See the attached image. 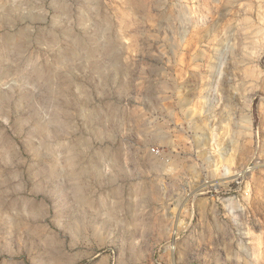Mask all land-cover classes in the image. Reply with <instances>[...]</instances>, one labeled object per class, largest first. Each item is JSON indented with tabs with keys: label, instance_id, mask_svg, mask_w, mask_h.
Instances as JSON below:
<instances>
[{
	"label": "rangeland",
	"instance_id": "1",
	"mask_svg": "<svg viewBox=\"0 0 264 264\" xmlns=\"http://www.w3.org/2000/svg\"><path fill=\"white\" fill-rule=\"evenodd\" d=\"M0 264H264V0H0Z\"/></svg>",
	"mask_w": 264,
	"mask_h": 264
}]
</instances>
